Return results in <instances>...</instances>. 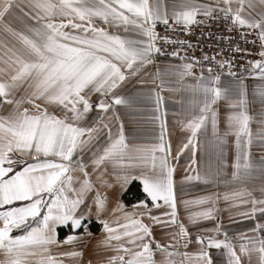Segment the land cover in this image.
<instances>
[{"label": "snow or ice", "instance_id": "obj_1", "mask_svg": "<svg viewBox=\"0 0 264 264\" xmlns=\"http://www.w3.org/2000/svg\"><path fill=\"white\" fill-rule=\"evenodd\" d=\"M208 21H226L228 31L239 32L245 43L258 42L260 58L249 60L238 73L227 58L189 57L192 42L174 34L190 33L193 25ZM158 24L164 26L163 34L157 32ZM167 46L173 50L166 51ZM234 50L247 52L238 44ZM157 56L182 61L165 75L195 80L187 86L188 116L181 121L190 135L172 159L188 149L196 164L197 138L207 133L209 124L221 157L229 135L235 137L231 181H221L220 168L184 177L230 185L223 193L183 200L187 224L178 213L176 168L169 160L171 144L165 139L163 118L158 117V143L129 145L117 111L134 102L121 94L126 77L135 76ZM202 61L210 63L205 67ZM196 66L199 76L193 71ZM225 70L233 79L222 85ZM245 72L261 81L253 92L261 105L255 114L250 112ZM164 86L161 79L160 90ZM153 94L159 111L163 97L150 90L148 99ZM220 101L228 109L222 134ZM0 106L8 109L0 115V264H64L56 257H81L75 248L53 254L62 243L75 245L82 239L68 235L61 241L58 229L67 226L91 236L86 221L93 215L106 233L101 243L112 252L103 264H157L156 251L165 254V264H264V183L259 195L246 186L257 174L264 181V161L257 167L250 155L257 137L264 143V0H26L23 6L21 0H0ZM94 110L97 117L90 120ZM112 120L119 121L116 135ZM254 121L260 125L256 133ZM105 130L107 143L93 152L89 171L83 153L99 145ZM109 164L114 182L106 179ZM132 180L140 181L144 196L129 211L120 193ZM97 182L114 191L110 216H105L109 197L96 188ZM221 200L254 225L230 237L219 217ZM206 221L213 226L202 227ZM154 223L174 229L168 233L171 244L154 238ZM189 226L199 229L195 236ZM14 229L22 234H14ZM193 243L195 252L179 250ZM213 250L226 256V262L215 259Z\"/></svg>", "mask_w": 264, "mask_h": 264}, {"label": "crops", "instance_id": "obj_2", "mask_svg": "<svg viewBox=\"0 0 264 264\" xmlns=\"http://www.w3.org/2000/svg\"><path fill=\"white\" fill-rule=\"evenodd\" d=\"M204 2H210V0H204ZM26 3V0H21L22 6ZM27 10V9H25ZM26 19V18H25ZM114 30V29H110ZM191 62V61H189ZM182 61L173 58L157 57L155 61L147 65L144 69L138 72L135 76L126 77V81L122 83L121 94L133 99V104L130 107L118 106L117 111L120 114V120L123 122L124 134L127 137V142L129 145H151L158 143V137L160 135V124L161 120L158 117H162L166 126L165 139L171 144V153L169 156L170 163L175 165V172L173 178L176 181V194H177V207L178 213L181 220L185 224L188 223L187 220V210L183 207V200L194 199L195 197L206 195L210 192H220L228 190L229 184L220 182L218 184H206L203 181H185L184 177L186 175H195L196 172H203L208 169H221V181H231V174L233 172V164L236 157L235 149V137L229 135L227 138V143L223 149V157L220 156L218 147L215 146V142L212 136L211 125L208 126V131L206 134L198 136V147L195 152L196 164L191 163V152L185 149L179 155L178 160L172 159L175 157L179 148L187 143V137L190 135L188 133L181 121H186L188 116V100L189 92L186 90L189 84H194L195 80L191 77H185L183 81L175 75H165L171 66L179 65ZM159 70L160 77H156V73ZM127 71V70H126ZM196 76H199L200 69L196 66L193 69ZM207 75V73H205ZM244 82L248 86V95L250 101V112L255 114L261 108L258 97H253L254 90L260 85L261 81L257 78L251 76H244ZM165 81V86L163 90H160L159 84L160 80ZM233 78L228 75L221 76V84H228ZM150 90L160 91V95L163 100L160 104L159 111L156 109L154 94L152 99H148V94ZM93 100L96 99L95 96L92 97ZM50 110L54 106H49ZM220 112V125L219 130L222 134L225 131L226 124L224 122V117L228 111L225 101H220L217 105ZM8 109L6 106H0V115H5ZM111 116V113L108 114ZM97 117V112L94 110L89 114V119H94ZM107 122V121H106ZM112 133L116 135L119 129V121H111ZM251 128L254 133H256L260 125L255 121L251 124ZM108 136L107 130H105L100 137V143L91 150H86L83 153V162L88 165V170L91 171V157L94 151L98 147L107 143ZM251 159L254 164L259 167L261 162L264 161V143H261L260 139L257 137L251 148ZM21 165L20 167H22ZM109 175L106 177L109 181H115V175L113 174V165L108 166ZM195 170V171H193ZM95 181V176L92 177ZM137 182L140 184V189L143 193V187L139 180H132L125 189L121 191V197L126 208L131 211L132 206L136 205L138 200L133 202H127L125 199L126 193L129 191V187ZM264 181L261 180L259 174L256 175L255 179L249 182L246 186L249 189H257L255 195H259L258 189L261 187ZM96 188L99 189L101 194H106L109 197L108 208L109 212L105 213V216H110L111 209L115 206L114 191L113 189H106L102 187L98 182L96 183ZM95 195V191L90 193V196ZM144 196V195H143ZM143 196L141 199H143ZM47 198V197H46ZM21 202H17L19 204ZM218 207L220 208L219 217L220 221L225 228L228 229L230 237L235 236L237 233L247 232V230L254 225V221L245 219L234 214V210H229L225 201L221 200ZM195 210V209H193ZM95 209L93 208V213ZM153 214L159 215V210L152 209ZM231 217V218H230ZM144 222L148 223V218L143 217ZM162 219H167L162 217ZM89 230L92 233L91 236L83 235L79 230L73 232L69 227L63 226L58 229V239L63 241L68 235L82 236V239L77 244H67L62 243L59 248L53 249V254L58 252L71 251L74 248L81 251L83 255L79 258L57 256V259L63 260L64 264H103L106 258L112 254L111 250L107 248L101 241L106 236V233L102 229V225L98 222L95 215H93L88 221ZM202 227H212V222H202ZM99 227V228H98ZM153 235L156 240H158L162 245L171 244V237L168 235L172 228H166L159 224H152ZM189 230L193 233V236L199 230L196 227L189 226ZM14 234H22V230H13ZM250 234V233H249ZM172 249H170L171 251ZM180 251L195 252L197 250L196 244H190L187 249L183 247L179 248ZM214 252L215 259H223L226 262L227 257H221L219 253ZM2 259V257H0ZM153 259L157 264H165L166 256L160 251H156ZM173 259L178 260L179 257H173Z\"/></svg>", "mask_w": 264, "mask_h": 264}, {"label": "built area", "instance_id": "obj_3", "mask_svg": "<svg viewBox=\"0 0 264 264\" xmlns=\"http://www.w3.org/2000/svg\"><path fill=\"white\" fill-rule=\"evenodd\" d=\"M197 18L202 19V17ZM156 30L157 32L163 34L165 29L162 24H158ZM202 32L204 33L203 35L201 34ZM209 32L212 33L211 36L208 35ZM174 35L192 42L193 47L187 51L189 57L195 56L200 58L204 54H208L209 56L215 55L217 60L227 58L231 60L233 71H237L238 73L244 71V67H247V62L249 60H256L260 58L258 55L259 43L257 42L255 46L251 42L245 43V41L240 38L239 32L235 30L231 32L228 31V25L226 21H208L203 25H193L192 31L190 33H185L178 30ZM224 36H231L234 39L229 42L221 39V37ZM253 39L254 36H248V41H252ZM237 44L242 49H247V52L235 51L234 46ZM172 50L173 46L166 47V51L171 52ZM180 55H184L183 50H181ZM161 57L177 59L172 56ZM202 63L205 65V67H207L210 62L202 61ZM197 67L200 69L199 66ZM217 71H219L218 68ZM223 75H227L226 70L224 71ZM246 75L247 73L245 72L244 76Z\"/></svg>", "mask_w": 264, "mask_h": 264}, {"label": "trees", "instance_id": "obj_4", "mask_svg": "<svg viewBox=\"0 0 264 264\" xmlns=\"http://www.w3.org/2000/svg\"><path fill=\"white\" fill-rule=\"evenodd\" d=\"M143 195H144V193H142V190L140 189V184L137 182H134L129 187V191L125 195V197L127 196V198L125 200L127 202H133V201L141 199Z\"/></svg>", "mask_w": 264, "mask_h": 264}]
</instances>
